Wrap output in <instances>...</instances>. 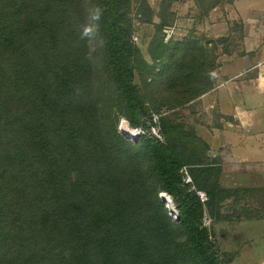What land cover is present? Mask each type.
Returning <instances> with one entry per match:
<instances>
[{
	"label": "trees",
	"instance_id": "trees-1",
	"mask_svg": "<svg viewBox=\"0 0 264 264\" xmlns=\"http://www.w3.org/2000/svg\"><path fill=\"white\" fill-rule=\"evenodd\" d=\"M130 3L0 0V264H222L202 220L220 167L190 151L192 187L165 116L166 141L118 128L120 115L145 124L147 100L176 108L199 97L217 63L201 45L162 38L151 50L160 66L150 63L132 41ZM94 5L106 8L107 43L88 61L79 29Z\"/></svg>",
	"mask_w": 264,
	"mask_h": 264
},
{
	"label": "crops",
	"instance_id": "crops-1",
	"mask_svg": "<svg viewBox=\"0 0 264 264\" xmlns=\"http://www.w3.org/2000/svg\"><path fill=\"white\" fill-rule=\"evenodd\" d=\"M226 3L228 18L217 2L199 32L211 38L209 45L220 36L239 38L233 47L230 38L229 49L218 43L210 52L218 78L192 101L208 118L195 125L209 146L208 162L220 167L219 187L238 192L237 214L213 218L223 263L264 264V0ZM236 23L241 32L231 27Z\"/></svg>",
	"mask_w": 264,
	"mask_h": 264
},
{
	"label": "rangeland",
	"instance_id": "rangeland-1",
	"mask_svg": "<svg viewBox=\"0 0 264 264\" xmlns=\"http://www.w3.org/2000/svg\"><path fill=\"white\" fill-rule=\"evenodd\" d=\"M227 1L228 0H131L129 18L132 24V41L139 46L143 56L150 63H156L158 66H160V62L159 60L153 59L151 50L153 52L158 51L157 42L161 38L164 41L179 40L186 41L188 44L196 43L201 45L206 49L208 58L211 59L210 52L213 51L214 53V45L224 43V45H226L229 49L230 47L228 45H232L231 40L239 38H234L232 35L220 36L218 38H214L213 45H209L211 38L207 37L204 32H199V26L204 23L205 14H207L209 8L217 2L222 4L221 7L224 12V16L225 18H228L230 15V10L228 11V9H231V6L226 3ZM225 7H228V9ZM231 27H235L241 32L239 23L233 24ZM236 34L239 35V33ZM235 43L237 42L235 41L231 47L235 46ZM144 74L147 76V73L144 72ZM142 75L143 73L139 72V68L136 66L134 82L140 86H142ZM213 81L215 82V80ZM192 101L188 102L185 106L176 108H169L167 105L155 108L151 100H147L145 103L148 106L147 111L149 113H161V117L165 116L166 120H168L169 125L172 127L170 130L172 132V136L174 137V143L178 148V151L181 153L183 160L186 162L182 168L183 173L185 174V170H187L193 178L190 171L192 164L188 163L190 151H196V155L190 156L193 157L192 159L198 157L205 162H208L209 147H206L200 139L195 137V135H199L196 129L195 121H204V117H202V113H199L202 107L196 109L195 104ZM197 113H199V116L196 115ZM123 119H127V117L120 115L118 128L121 133L123 132L120 124ZM207 119L208 118H206L204 122H206ZM127 120L129 122V119ZM145 124L148 125L147 122ZM161 131L163 132L162 127ZM187 133L189 135H187ZM163 137L164 141H166L167 136L164 135ZM131 141L137 142L134 140ZM218 172L219 170L217 169L212 170L210 181L208 182V186H210L215 193V203H213L210 207L205 206V214L202 220L203 224L208 229L209 235L212 234L214 236L212 240L209 236V239L218 248V256L221 258V248L218 243V239L215 236L213 218L215 219L217 216L225 218L226 215H236L240 208L234 206V198L237 197L235 195L238 192L233 189L219 187ZM193 183L194 178L189 185L192 186ZM202 190L207 193L209 199V194L206 188H202ZM218 190H220V192ZM160 196L163 198L165 205H169V214L174 219H177L180 213L174 196L166 190H162L160 192ZM222 264H224L223 260Z\"/></svg>",
	"mask_w": 264,
	"mask_h": 264
},
{
	"label": "clouds",
	"instance_id": "clouds-1",
	"mask_svg": "<svg viewBox=\"0 0 264 264\" xmlns=\"http://www.w3.org/2000/svg\"><path fill=\"white\" fill-rule=\"evenodd\" d=\"M106 11V8L101 5H94L91 8H86L87 22L80 26L79 38L87 42L88 52L85 59L92 61L97 49H102L106 46L107 41L99 35L100 21ZM210 80H216L218 73L213 70L208 73Z\"/></svg>",
	"mask_w": 264,
	"mask_h": 264
},
{
	"label": "built area",
	"instance_id": "built-area-1",
	"mask_svg": "<svg viewBox=\"0 0 264 264\" xmlns=\"http://www.w3.org/2000/svg\"><path fill=\"white\" fill-rule=\"evenodd\" d=\"M146 122L148 123V125L142 124L139 126H132L127 119H123L120 126L123 134L129 140L138 141L141 136H148L164 141V137H163L164 135L163 132L161 131V113L158 112L150 113V115L144 119V123ZM184 181L187 183L193 181L192 176L187 172V170H185ZM196 190L197 193L200 195L202 201L208 199L207 193L205 191H203L202 189H196ZM167 206L169 207V205ZM209 236L211 240L214 237L212 234H210Z\"/></svg>",
	"mask_w": 264,
	"mask_h": 264
}]
</instances>
